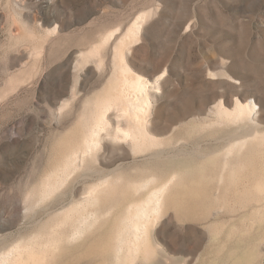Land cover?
Returning a JSON list of instances; mask_svg holds the SVG:
<instances>
[{"label":"rangeland","instance_id":"obj_1","mask_svg":"<svg viewBox=\"0 0 264 264\" xmlns=\"http://www.w3.org/2000/svg\"><path fill=\"white\" fill-rule=\"evenodd\" d=\"M137 119L138 143L123 137ZM255 131L264 0H0V264H264V144L239 198L237 166L213 163ZM181 164L202 180L180 175L162 200L206 185L209 213L147 221L141 202ZM145 221L158 254L134 258L128 224Z\"/></svg>","mask_w":264,"mask_h":264},{"label":"bare ground","instance_id":"obj_2","mask_svg":"<svg viewBox=\"0 0 264 264\" xmlns=\"http://www.w3.org/2000/svg\"><path fill=\"white\" fill-rule=\"evenodd\" d=\"M138 78L139 79L136 81H125V83H129L128 87L132 88L133 90H139L140 88H143L142 86L143 78L140 76ZM117 100L121 103L122 106L128 107L130 109L138 108L140 106V104L137 101L135 102L132 99H129L125 94L124 95L120 94ZM250 105H252L253 107L257 106L252 100L251 103L249 102L247 104V107H249ZM246 110L247 109H245V107H241L237 111V114L240 116ZM136 117H138V115ZM259 134H261L260 131H255L253 133L248 134L247 136H242L234 139L231 143L232 144L231 148L234 152L236 151L235 152L236 155L231 160V162H227V161L222 162L216 159L213 161V163L216 165V167L218 168V170H220L221 173L226 171V165L228 164H234L237 166L231 171L227 170V172L239 174L242 180H244L242 183H240V181L237 182L236 186L233 189L235 193V197L237 198H239L241 195L240 189H243L245 193H250L252 191L253 188L252 182L258 179V176L260 174L254 162L255 160L254 155L258 152L260 145L264 144V135H259ZM123 137L126 140L131 139L138 143L141 140H144L145 138H150V134L145 128L140 127V122L137 119V121L134 122L133 129H131L130 131L129 130L125 131L123 133ZM261 137L263 139H261ZM116 138L117 141H121V138L119 136H117ZM255 138L261 139L259 143L252 141L249 144V140L251 139L254 140ZM91 141H92L91 139H87L86 141V146H87V149L85 151L86 153L89 152L91 148H93ZM89 142L91 143L89 144ZM141 147L142 146L140 144H137V148H141ZM246 148L247 150L246 152H244V149ZM228 156H230V153L228 154ZM168 163L173 164V162H168ZM182 165L184 164L178 165L177 167V169L181 170V171L179 170V172L182 173H178V172H174L172 174H170L169 172L160 173V177L161 179L164 180V183L159 188V190L151 194L150 198L141 202L140 210H142L145 213L147 221H150L151 217H155L156 220L158 221L159 219H161L162 216L168 213L170 207H172L175 210L176 217L180 218L182 221L193 220L200 211L203 212L204 215H207L209 213L211 208V203L208 201L207 195L211 194L214 191V188L211 187L209 188L206 185L204 186L202 184L197 183L195 185H192L191 187L183 189L179 191V197L176 200L169 201L168 204H166L168 200L165 201L162 200V197L166 193V190L169 189L170 192L171 191L176 192L177 189L176 185L178 186V184L175 181L177 180L178 176L180 175L185 176L187 179L188 177H190L191 179L197 182L202 180L201 177H199L196 173L190 174V176H188V174L186 173H183L185 171ZM148 174L149 173L147 172H141L137 175H134L133 177L134 179H136V181L140 182L145 180ZM146 186L147 185H145L144 187ZM106 203L108 204L110 202L106 201ZM151 204H153V208L150 210L151 213L148 214L149 209L145 208L146 207L145 205H151ZM147 221H145L143 224L140 225L133 222H130L128 224L129 227L133 230L135 237V245L132 249L133 252L135 253L134 258L139 257L141 254L146 256L153 255L155 253L158 254V251L157 252L154 251L150 245V240H154L151 236L153 230L151 226H148ZM125 239L122 237L120 238V240H125ZM94 240H105V239L104 237H97Z\"/></svg>","mask_w":264,"mask_h":264}]
</instances>
